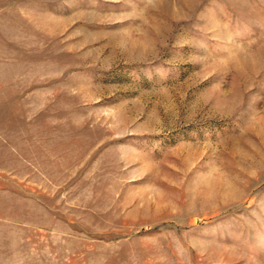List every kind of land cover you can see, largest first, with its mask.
Instances as JSON below:
<instances>
[{"label": "rangeland", "instance_id": "rangeland-1", "mask_svg": "<svg viewBox=\"0 0 264 264\" xmlns=\"http://www.w3.org/2000/svg\"><path fill=\"white\" fill-rule=\"evenodd\" d=\"M0 264H264V0H0Z\"/></svg>", "mask_w": 264, "mask_h": 264}]
</instances>
